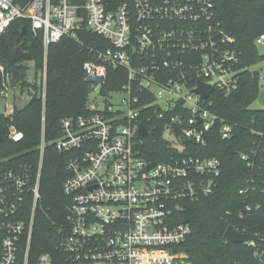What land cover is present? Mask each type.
<instances>
[{
	"label": "built area",
	"instance_id": "1",
	"mask_svg": "<svg viewBox=\"0 0 264 264\" xmlns=\"http://www.w3.org/2000/svg\"><path fill=\"white\" fill-rule=\"evenodd\" d=\"M20 20L43 37L44 68L27 81L29 90L37 86L44 100L49 46L64 38L79 42L78 31L83 28L110 43V48L96 52L95 60L83 64L86 78L99 79L102 89L110 68L126 72L127 83L107 94L127 93L122 103L126 110L93 106L91 115L67 116L61 120L62 135L50 143L61 154H71L64 163L71 175L63 183L70 204L59 225L60 248L67 260L70 264H191L179 249L191 233L190 223L178 217L184 204L215 193L221 162L191 155L148 161L137 147L142 140L138 129L144 126L142 117L164 122L166 111H175L182 103L187 118L174 116L164 124L163 133L181 154L190 143L207 147L214 130L223 140L232 138L233 126L209 108L212 94L203 99L194 92L200 82L226 94L236 87L229 68L238 60L231 47L235 39L215 23L214 0H130L117 7L107 0H29L24 5L0 0V38ZM256 45L264 46V34ZM0 71L4 79L0 99L7 101L10 92L19 91L12 107L1 113L12 117L17 97L23 94L5 67L0 66ZM28 95L31 100L32 94ZM144 95L152 96V102L143 100ZM183 122L177 135L172 125ZM23 137L10 128V140L19 142ZM46 146L43 129L37 164L0 163V264H31ZM152 163L155 167L149 168ZM260 211L261 205L247 206L239 216ZM260 241L244 244L257 248ZM34 264H54L53 256L42 254Z\"/></svg>",
	"mask_w": 264,
	"mask_h": 264
},
{
	"label": "trees",
	"instance_id": "2",
	"mask_svg": "<svg viewBox=\"0 0 264 264\" xmlns=\"http://www.w3.org/2000/svg\"><path fill=\"white\" fill-rule=\"evenodd\" d=\"M29 0H16L26 4ZM117 7L130 0H107ZM215 23L234 39L232 49L238 60L229 66L236 80V87L226 94L215 90L210 99V110L225 119L234 128L231 139L223 140L217 130L210 133L208 146L203 148L190 143L181 154L172 142L163 136L164 124L176 115L188 116L186 108L179 103L175 111H166L165 121L153 117L152 122L142 117L148 135L138 141L140 155L151 162H165L179 155L216 158L221 162L218 186L213 195L203 197L197 203L184 204L178 219L189 221L191 233L187 241L179 246L187 254L191 264H264V109H254L261 92L256 68L263 60L256 40L264 34V0H214ZM24 31L26 32L25 35ZM79 42L69 38L51 44L47 51L46 98L36 86L30 91L27 81V63L33 62L36 71L44 68L45 49L41 34L35 35L28 22L17 21L0 38V66L5 67L11 77L20 85V92L27 91L32 99L24 111L17 109L12 117L0 114V163H38L42 131H45V150L41 178V199L36 213L30 262L45 253L53 256L54 264H70L60 248L62 235L59 225L66 219L70 199L63 193V183L70 177L65 168V159L71 154H61L51 142L62 135L61 120L67 116H87L93 111L87 107V100L93 84L87 83L83 64L96 59L97 51L110 48L109 41L86 28L78 31ZM21 47L23 54L17 55ZM0 71V89L3 86ZM123 69L110 68L101 94L120 91L126 84ZM143 100L152 102V96ZM154 115V111L150 110ZM122 123H126L125 121ZM156 126L152 132L151 127ZM183 123H174L172 131L180 135ZM11 127L22 132L19 142L8 138ZM254 152L257 153L254 154ZM6 160V161H5ZM251 164V166L249 165ZM241 190H247L244 195ZM261 205L262 211L239 212L247 206ZM30 213V212H29ZM229 226L260 236L257 248L246 244H233L225 239Z\"/></svg>",
	"mask_w": 264,
	"mask_h": 264
},
{
	"label": "rangeland",
	"instance_id": "3",
	"mask_svg": "<svg viewBox=\"0 0 264 264\" xmlns=\"http://www.w3.org/2000/svg\"><path fill=\"white\" fill-rule=\"evenodd\" d=\"M258 51L260 54L264 55V46L258 45ZM29 68L28 70V77L35 79L36 76V69L33 62H29L26 64ZM259 74V87L261 91H264V60L256 67ZM27 77V78H28ZM19 91L15 90L14 92H10L7 98V101L4 99H0V114L6 111V108L10 109L14 103V95L18 94ZM29 95L27 91L22 95V99L25 102L29 101ZM128 99V95L125 92L116 93L113 95H103L101 94V87L96 85L89 93V97L87 100V107L91 108L93 106L97 107L98 110H104L105 108L112 105L113 107L122 108L126 110L127 107L123 105V101ZM254 109H264V105H260L258 102L253 105Z\"/></svg>",
	"mask_w": 264,
	"mask_h": 264
},
{
	"label": "water",
	"instance_id": "4",
	"mask_svg": "<svg viewBox=\"0 0 264 264\" xmlns=\"http://www.w3.org/2000/svg\"><path fill=\"white\" fill-rule=\"evenodd\" d=\"M26 32L24 31L25 35ZM23 54V51L21 50V47L17 48V55L20 56ZM260 74V71H255L254 76L258 77ZM87 83L89 84H99L100 80L99 79H95V78H87ZM13 85L14 87H17V83L16 81H13ZM213 87L205 84V83H199L197 89L194 91L196 94H198L199 96H201L203 99H208L209 96L212 94L213 92ZM258 103L260 105H264V91H261L258 97ZM26 108V103L25 101L22 99L21 96L17 97V101H16V109L19 112L24 111ZM147 136V130L143 125L139 126L138 129V137L139 139H143ZM3 141V136L0 133V143ZM184 143H187V140L184 141ZM155 164L152 163L149 168H154ZM225 238L233 243V244H244L246 242H250V241H259L260 237L258 235L255 234H244L241 232H238L234 227L229 226L225 232Z\"/></svg>",
	"mask_w": 264,
	"mask_h": 264
},
{
	"label": "crops",
	"instance_id": "5",
	"mask_svg": "<svg viewBox=\"0 0 264 264\" xmlns=\"http://www.w3.org/2000/svg\"><path fill=\"white\" fill-rule=\"evenodd\" d=\"M17 101V100H16Z\"/></svg>",
	"mask_w": 264,
	"mask_h": 264
}]
</instances>
